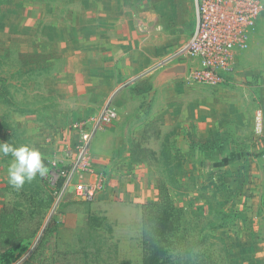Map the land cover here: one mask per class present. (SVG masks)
Segmentation results:
<instances>
[{
  "label": "rangeland",
  "instance_id": "rangeland-1",
  "mask_svg": "<svg viewBox=\"0 0 264 264\" xmlns=\"http://www.w3.org/2000/svg\"><path fill=\"white\" fill-rule=\"evenodd\" d=\"M194 20V0H0V142L38 149L48 172L81 126L118 114L90 144L92 202L45 175L16 190L0 157V203L23 237L0 264H142L141 206L158 187L181 210V262L264 264V9L214 87L186 80ZM195 112L206 125L190 126Z\"/></svg>",
  "mask_w": 264,
  "mask_h": 264
},
{
  "label": "built area",
  "instance_id": "built-area-1",
  "mask_svg": "<svg viewBox=\"0 0 264 264\" xmlns=\"http://www.w3.org/2000/svg\"><path fill=\"white\" fill-rule=\"evenodd\" d=\"M195 20L181 54L188 56L192 67L186 80L206 87L221 85L235 66L237 52L244 47L261 12L264 0H194ZM118 118L108 106L80 128L75 152L67 150L63 159L52 163L45 179L50 189L92 202L100 182L92 183L93 173L88 153L92 139L106 125Z\"/></svg>",
  "mask_w": 264,
  "mask_h": 264
},
{
  "label": "trees",
  "instance_id": "trees-1",
  "mask_svg": "<svg viewBox=\"0 0 264 264\" xmlns=\"http://www.w3.org/2000/svg\"><path fill=\"white\" fill-rule=\"evenodd\" d=\"M180 215L181 210L161 196L159 187L157 201L141 206L142 264H189L187 260L181 262L177 256L178 253H188L190 245L189 238L184 234L179 239ZM13 219V213H8L3 207L0 213V253L15 249L23 239Z\"/></svg>",
  "mask_w": 264,
  "mask_h": 264
},
{
  "label": "clouds",
  "instance_id": "clouds-1",
  "mask_svg": "<svg viewBox=\"0 0 264 264\" xmlns=\"http://www.w3.org/2000/svg\"><path fill=\"white\" fill-rule=\"evenodd\" d=\"M11 155L7 168V182L19 190L26 182H31L37 175L43 177L47 169L42 163L41 152L28 145L14 147L10 143L0 142V157Z\"/></svg>",
  "mask_w": 264,
  "mask_h": 264
},
{
  "label": "crops",
  "instance_id": "crops-1",
  "mask_svg": "<svg viewBox=\"0 0 264 264\" xmlns=\"http://www.w3.org/2000/svg\"><path fill=\"white\" fill-rule=\"evenodd\" d=\"M124 91H121L118 95H124ZM117 95V96H118ZM119 108V107H118ZM195 114H196V116L193 118V119H191L190 118V126H194L195 128H199V127H201L202 125H206V123H205V121H207V119H209V117H207V114L206 113H201V112H195ZM125 117L124 116H122V114H121V116H119V121L120 120H122V119H124ZM200 118V119H199ZM202 120L204 121V122H202ZM178 121H180V116H179V120ZM174 125H176L175 124V122H174ZM117 128V127H116ZM109 136H113V139H116V140H120V137H121V131L119 130V129H115V132L113 133V134H109ZM98 140H100L99 139V135L95 138V140L93 141V143L95 142V143H97L98 142ZM97 141V142H96ZM96 164V163H95ZM111 164L109 163V162H107L106 160H104L102 163H97L96 164V169H98V170H102V171H105V175L107 176L109 173H110V171H112V170H110L111 169ZM101 168V169H100ZM102 173V172H101ZM151 203V202H150ZM152 203H154V202H152ZM148 204V203H147ZM2 208H3V206H2V204L0 203V213L2 212Z\"/></svg>",
  "mask_w": 264,
  "mask_h": 264
}]
</instances>
